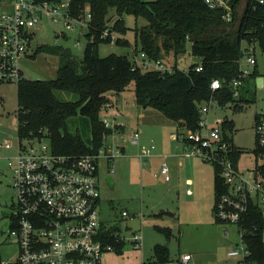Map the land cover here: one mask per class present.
<instances>
[{
    "label": "built area",
    "instance_id": "2783aa9c",
    "mask_svg": "<svg viewBox=\"0 0 264 264\" xmlns=\"http://www.w3.org/2000/svg\"><path fill=\"white\" fill-rule=\"evenodd\" d=\"M82 0H0V85L20 84L25 80L23 63L34 54V28L45 16L53 23L63 24L73 29V21L88 24L92 13L84 8L79 16L73 14V7ZM210 9L219 11L227 23L244 20L252 14L264 16V0H202ZM87 19V21H86ZM112 25V24H111ZM111 37L110 43H116L118 35L110 33L108 28L102 37ZM78 45V44H77ZM257 44L243 42L239 74L226 84L213 79L210 89L211 99L200 108L199 126L196 130L177 132L173 140L184 143L185 155L201 157L211 162L218 170L219 177L226 185V191L216 199V219L237 225L241 241L229 255L241 259L240 264H258L247 261L251 251L244 242L242 222L248 213L250 200L264 205V163L255 170L253 179L248 173L239 170L233 161L234 143L224 130V120L210 121L208 114L216 104L225 109L236 105L240 90L252 77L251 68L257 66ZM138 54V53H137ZM134 53V56L137 55ZM132 60L141 69L170 72L172 68L163 60H151L145 53ZM244 63L246 67H244ZM200 72L201 65L195 68ZM232 90L234 103L221 105L216 97L225 86ZM107 128L118 129L108 119H103ZM117 127V128H116ZM256 154L264 161V115L255 119ZM138 143L140 132L130 135ZM28 144V145H26ZM13 142L5 140L2 148L12 149ZM155 146L147 149L141 156L150 157ZM121 150L104 146L98 154L69 155L55 153L49 142L46 130L30 136L18 135L15 155L9 159L12 169V187L15 194L14 225L10 235L19 249L15 262L3 261V264H102L106 253L117 250V244L126 241L114 231L109 236L115 241H107L110 227H103L99 215L101 200L100 172L98 161L105 157L113 161ZM113 171V169H112ZM161 173L170 181V165L165 161ZM123 218H129V212H122ZM109 237V238H110ZM143 233L134 232L128 240L135 249L143 247ZM191 254H183L176 261L164 264H189Z\"/></svg>",
    "mask_w": 264,
    "mask_h": 264
},
{
    "label": "trees",
    "instance_id": "16d2710c",
    "mask_svg": "<svg viewBox=\"0 0 264 264\" xmlns=\"http://www.w3.org/2000/svg\"><path fill=\"white\" fill-rule=\"evenodd\" d=\"M87 4L92 19L88 24V42L83 57L78 58L64 46L41 45L32 56L41 53L57 56V77L38 81L25 79L18 84V134L30 136L46 130L51 147L58 154L99 153L114 133L101 117L103 108L109 104L108 94L123 92L129 81L135 82L139 106L159 111L183 131L196 130L200 108L213 95L210 89L212 80L217 78L226 84L238 76L242 43L254 42L264 56V16L261 13L227 23L219 11L208 8L202 0H82L75 3L74 16H79ZM111 11L119 19L125 14L136 20L144 19L147 25L135 32L134 53L143 52L154 61L162 59L171 65L172 70L165 73L143 71L127 56L110 54L101 57L99 46L111 40L110 36L102 37L108 28L110 33L118 35L116 44L130 45L124 39L129 28L122 20L111 25ZM188 52L198 61L187 70H180L178 56ZM169 53L173 55L164 59ZM199 65L203 67L200 72L195 70ZM259 76L256 66L251 78ZM62 96H72V100ZM216 97L223 105L235 102L228 85ZM75 119L81 120L78 124L85 127L83 133L72 131ZM223 127L230 132L234 130L233 122L229 120ZM241 153L234 145L233 161L236 165ZM262 171L264 173V168ZM224 191L226 187L216 169V198ZM263 226L262 208L251 199L242 222V238L251 251L247 261L264 264ZM114 231L111 228L106 233L110 244H115L109 236ZM123 245L117 244V250ZM156 253L160 263L170 261L165 248H156ZM2 262L0 257V264Z\"/></svg>",
    "mask_w": 264,
    "mask_h": 264
},
{
    "label": "rangeland",
    "instance_id": "374dc122",
    "mask_svg": "<svg viewBox=\"0 0 264 264\" xmlns=\"http://www.w3.org/2000/svg\"><path fill=\"white\" fill-rule=\"evenodd\" d=\"M85 7L86 10L90 8L88 4ZM109 17L112 18V25L118 20H122V23L129 28L124 39L130 45L101 44L98 50L99 55L106 57L110 54H117L127 56L131 60L136 56L140 58L139 53L134 56L135 32L136 29L140 30V28L146 26L147 22L142 18L136 20L134 16L126 14L119 19L114 11H111ZM72 24L73 29H68L63 24L53 23L51 18L45 16L33 30L34 52L41 45L64 46L69 48L75 56L82 58L88 42L86 37L88 29L86 23L79 24L73 21ZM169 55L171 56L173 53L165 55L164 59L170 57ZM256 55L258 59L257 71L260 78H262V85L259 86L257 78L247 81V84L241 90L243 97L242 109H235L233 105L226 106L223 109L214 104L208 114L210 121L228 119L235 124L233 142L242 152L239 157V167L244 172H250L251 179H253V172L256 168L264 163L255 153L257 148L254 129L255 119L258 115H264V56L259 49L256 50ZM178 57V68L180 70H187L192 63L198 61L189 52ZM58 65L59 59L57 56L41 53L26 59L22 69L26 80H50L57 77ZM167 65L171 67L169 64H166V67ZM244 67H246L245 63ZM141 70L148 71L144 68ZM251 70L252 72L255 71V66ZM17 90V83L0 85V135L2 133L6 134L4 138H0V143L4 139L12 141L14 152H16L19 133V123L16 115L18 110ZM62 97L63 99L72 100V96ZM108 98L109 104L103 108L101 117L118 125V129H115L114 133L106 140L105 146L117 148L121 150V154L113 161H108L105 157L100 158L98 161L101 180L100 220L117 229L121 238L128 241L131 239L132 233L127 231L126 227H130L132 231L137 230L140 228L141 218L144 219L142 249L136 250L127 242L120 250L114 251L115 254L122 255H114L120 257L114 259V263L131 264L132 262V264H135V260L142 258L143 255L146 261H149L152 257L157 261L156 254L150 256V253L156 245H161L162 248L170 251V259L173 261L177 260L179 254H191L192 260L189 264H195L201 259H204L206 264H240L241 259L229 256V252L241 241L237 225H230L233 226L230 239L235 238L239 241L235 245L229 246L228 241L224 239H228L225 232L223 233L222 230V233H219L215 229L213 230L212 220H210L212 218L213 221L216 220L214 205L209 210L210 200L213 199L214 201L215 197L216 168L214 164L201 157L191 156L187 158L183 155L181 158L186 161L185 167H171L170 176L172 180L167 185L162 176L155 177V174L159 171L158 168H152L151 172L148 171V167H153L150 164L148 165L150 159L148 161L147 158L141 160V156L153 145L155 146V154L159 148L157 143L165 149L171 144L174 152H177V149L179 152L180 147L185 146L184 143L169 139L173 130L172 132L169 130L170 126L166 125L168 121H165L166 119L159 111L153 108H144L137 104L134 81H129L125 90L121 93H109ZM159 120L166 123L160 124L158 123ZM78 123H81V120L75 119L73 121L72 131L79 130L83 133L85 127ZM5 127L10 129L6 130ZM137 132H140V139L138 143H135L130 135ZM162 138L168 140V142L162 144ZM169 140L171 143H169ZM164 153L169 155L173 151ZM167 162L170 165V163L176 161L171 156ZM175 169L177 170L176 177L180 178L179 187L182 192L180 198H178V188H174L175 180L177 181L174 175ZM147 173L152 178L148 186L142 182V178ZM105 175H111L114 179L113 188L103 178ZM191 177L196 178V187L189 181ZM12 179L13 172L8 166V159L4 157L3 151H0V257L7 262H15L19 254L18 246L10 235L14 225L13 214L16 204ZM169 189L172 190L171 194H169ZM193 193V197L188 196ZM167 207L174 209V216L163 215L160 217V211ZM261 208L264 218L263 204ZM126 210L133 218L122 217V212ZM179 215H181L182 221L178 220ZM181 223H184V225ZM154 225L159 226L161 229L171 226L173 229L170 234L165 235L158 231L154 232ZM109 257L110 255L105 254L102 264H110ZM128 257L130 259H127ZM156 264L162 263L157 261Z\"/></svg>",
    "mask_w": 264,
    "mask_h": 264
},
{
    "label": "crops",
    "instance_id": "0c3cea01",
    "mask_svg": "<svg viewBox=\"0 0 264 264\" xmlns=\"http://www.w3.org/2000/svg\"><path fill=\"white\" fill-rule=\"evenodd\" d=\"M249 79H252L251 77L249 78ZM248 79V80H249ZM260 79H261V81H260ZM247 80V81H248ZM247 81H246V83H245V85L247 84ZM257 81H258V84H259V86H261L262 85V78H260V76L259 77H257ZM243 89V88H242ZM241 89V90H242ZM241 90H240V98H239V100H237L236 101V105L234 106V108L235 109H239V106H242V102H240L241 100L243 101V97H242V92H241ZM230 103H232V102H230ZM230 103H228V104H224L225 106L226 105H229ZM221 105H223V104H221ZM238 106V107H237ZM157 111V110H156ZM164 117V116H163ZM257 117V116H256ZM164 119H166L165 121H168L167 123L166 122H163L162 120H159L158 121V123H160V124H163V123H166V125L169 127V130L172 132V130H173V132H182L183 130L182 129H180L179 128V126H178V124H176L175 122H173V121H171V120H169V119H167V118H165L164 117ZM226 120H228V119H225L224 121H226ZM161 121V122H160ZM230 121V120H229ZM233 122V121H232ZM233 125H234V130H233V132H230V131H228V130H226V129H224L226 132H228V134L232 137V141H233V134H234V132H235V124L233 123ZM163 127V126H162ZM6 128V127H5ZM122 128V127H121ZM120 128V129H121ZM10 129V128H9ZM9 129H7L6 128V130H9ZM173 132L171 133L172 135H171V137H169V139H171V140H173V135L175 134H173ZM156 133H158V131H156ZM19 135V134H18ZM6 136V134L4 133H2L1 135H0V138H4ZM5 140H7V139H4V141ZM162 140V144H164V143H166V142H168V140H166V139H164V138H162L161 139ZM10 141V140H9ZM174 142H175V140H173ZM12 142V141H11ZM169 143H171L170 142V140H169ZM234 143V142H233ZM158 144V150L156 151V153L155 154H153L152 156H150V157H144V158H147V161H148V165L150 164L151 166H153V167H148V171L149 172H151L153 169L152 168H158L159 169V171H158V173H156L155 174V177L156 178H158V177H160V176H162L163 177V180L166 182V184L167 185H169L170 184V182H171V180H172V178L170 179V181H167L166 179H165V176L161 173V166H162V164L165 162V161H167L168 160V158H170L171 156H172V158H173V160L174 161H176V162H172V163H170V174H171V167H173V168H176V167H178V166H180V167H185V165H186V161H184V159H182L181 158V156L183 157V155L184 156H186L185 155V153H184V147H183V145H182V147H180V153L178 152V149H177V152H174V150H173V148L171 147V144L169 145V147L167 148V149H165L164 147H161L160 145H159V143H157ZM13 145H14V143H13ZM0 151H3V154H4V157L6 158V159H8V161H9V159L10 158H12L14 155H15V153L16 152H14V146H13V148L12 149H6V148H2ZM173 151V153H171V154H169V155H167V154H165L164 152H172ZM255 153H256V151H255ZM256 156H257V154H256ZM187 158H190L191 156H186ZM195 157V156H194ZM144 158H141V160L142 159H144ZM189 161H190V159H188ZM146 161V162H147ZM9 166V165H8ZM237 167L239 168V170L240 171H242L241 169H240V167H239V161H238V164H237ZM10 168V167H9ZM216 168V167H215ZM217 169V168H216ZM216 169H215V174H216ZM12 170V169H11ZM242 172H244V171H242ZM176 173H177V170L175 169L174 170V175H175V177H176ZM244 173H248V174H250V172H248V171H245ZM148 174V175H147ZM146 174V176L144 175V178H142V182H144L147 186H148V183L149 182H151L152 180V178H151V175L149 174V173H147ZM254 174H255V171L253 172V176H254ZM107 176H109V175H105V177H103V178H105V180H106V177ZM250 176V175H249ZM171 177V176H170ZM179 177H180V174H179ZM216 177V176H215ZM220 178V177H219ZM144 179V180H143ZM176 179H177V181L175 180V189L176 188H178L177 190H179L178 191V198H180V195H181V190H180V178H177L176 177ZM221 179V178H220ZM114 180V179H113ZM222 180V179H221ZM189 181L191 182V184L193 183V185H195V187H196V178L195 177H191L190 179H189ZM222 182H223V184H224V181L222 180ZM174 184V183H173ZM224 186L226 187V185L224 184ZM227 189V188H226ZM169 191V194H171V192H172V190H168ZM173 192H175V191H173ZM176 196V195H175ZM189 197H193L194 196V193L192 194V195H188ZM216 193H215V197H214V201H213V199H211L210 200V204H209V210H211V207H212V205H214V210H215V204H216ZM100 203H101V200H100ZM100 203H99V206H100ZM174 210V209H173ZM172 210V207H167V208H164L163 210H161L160 211V214H159V216L161 217V216H163V215H173L174 216V211ZM214 210H213V214H214ZM136 216V215H135ZM214 217V216H213ZM129 218H133V216H130ZM178 220L179 221H182V217H181V215H179V218H178ZM210 220H212L211 221V223L213 224V230L215 229L217 232H219V233H222V230H223V233L225 232V235L228 237V239L227 238H224L226 241H228V243H229V246H233V245H235L239 240L238 239H236L235 240V238H232V239H230V235L232 234V231H233V226L231 227L230 225H234V224H224V222H221V221H219V220H215V221H213V218L212 219H210ZM144 219L143 218H141V223H140V228H138L137 230H131V228L130 227H126V230L127 231H131V233L133 234L134 232H136V231H138V232H142L143 233V226H144ZM101 223H102V226L103 227H110V228H112L111 226H108L107 224H105V223H103L102 221H101ZM182 225H184V223H181ZM220 225H224L223 226V228H222V226H220ZM225 228V229H224ZM237 228V227H236ZM112 229H114V228H112ZM172 227L171 226H166L165 227V229H161L159 226H157V225H154V227H153V230H154V232H156V231H158V232H161V233H164L165 235H168V234H170V232L172 231ZM237 229H239V228H237ZM149 230V229H148ZM115 231H117L118 232V230L117 229H115ZM152 231V230H151ZM222 235V234H221ZM144 237V236H143ZM240 239H241V236H240ZM143 240H144V238H143ZM128 241H124L123 243H124V245L127 243ZM128 243H130V242H128ZM121 244V243H120ZM131 244V243H130ZM239 244V243H238ZM132 245V244H131ZM158 247H161V245H156L155 247H154V249H152V251H151V253H150V256H153L154 255V253L155 254H157L156 253V248H158ZM137 250V249H136ZM139 250V249H138ZM167 251V254H166V256L168 257V259L170 260V261H173V260H171L170 259V251L169 250H166ZM110 254H108V253H106L107 255H110V257H109V262H110V264H115L114 263V259H116V258H120V257H118V256H122L121 254L119 255V254H115V252L113 251V252H109ZM153 253V254H152ZM112 255V256H111ZM114 255H118V256H114ZM181 255H183V254H179V256L177 257V259L181 256ZM158 256V255H157ZM230 256V255H229ZM231 257V256H230ZM234 258V257H233ZM127 259H130L129 257L127 258ZM4 261V260H3ZM120 261V260H119ZM136 261V263L135 264H156V262L158 261V257H157V261H155V258H150L149 259V261H146L145 260V258H144V255L142 256V258H139L138 260H135ZM126 263H127V261H126ZM131 264H132V262H131ZM163 264V263H162ZM195 264H206V262H204V259H201V261H198V262H196Z\"/></svg>",
    "mask_w": 264,
    "mask_h": 264
},
{
    "label": "water",
    "instance_id": "95a60500",
    "mask_svg": "<svg viewBox=\"0 0 264 264\" xmlns=\"http://www.w3.org/2000/svg\"><path fill=\"white\" fill-rule=\"evenodd\" d=\"M260 81H261V79H260ZM106 181H107V184H108L111 188H113V186H114V180H113V178L111 177V175H109V176L106 177Z\"/></svg>",
    "mask_w": 264,
    "mask_h": 264
},
{
    "label": "flooded vegetation",
    "instance_id": "af4514ba",
    "mask_svg": "<svg viewBox=\"0 0 264 264\" xmlns=\"http://www.w3.org/2000/svg\"><path fill=\"white\" fill-rule=\"evenodd\" d=\"M105 179V178H104Z\"/></svg>",
    "mask_w": 264,
    "mask_h": 264
}]
</instances>
